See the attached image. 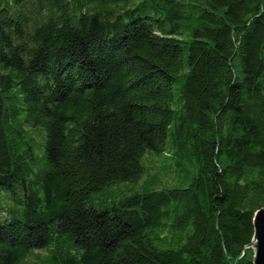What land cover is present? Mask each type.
I'll use <instances>...</instances> for the list:
<instances>
[{"label": "trees", "instance_id": "obj_1", "mask_svg": "<svg viewBox=\"0 0 264 264\" xmlns=\"http://www.w3.org/2000/svg\"><path fill=\"white\" fill-rule=\"evenodd\" d=\"M264 0H0V264H254Z\"/></svg>", "mask_w": 264, "mask_h": 264}, {"label": "water", "instance_id": "obj_2", "mask_svg": "<svg viewBox=\"0 0 264 264\" xmlns=\"http://www.w3.org/2000/svg\"><path fill=\"white\" fill-rule=\"evenodd\" d=\"M254 229L255 235L249 249L254 252V264H264V209L255 214Z\"/></svg>", "mask_w": 264, "mask_h": 264}]
</instances>
